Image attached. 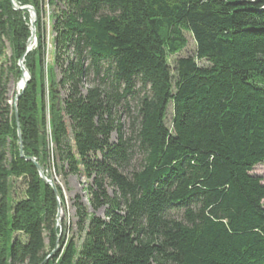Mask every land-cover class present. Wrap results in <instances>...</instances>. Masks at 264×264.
<instances>
[{
	"label": "trees",
	"instance_id": "trees-1",
	"mask_svg": "<svg viewBox=\"0 0 264 264\" xmlns=\"http://www.w3.org/2000/svg\"><path fill=\"white\" fill-rule=\"evenodd\" d=\"M12 2L51 10L50 141L40 29L18 119L9 104L31 38ZM27 158L91 181L72 237ZM260 165L264 0H0V264H264Z\"/></svg>",
	"mask_w": 264,
	"mask_h": 264
},
{
	"label": "rangeland",
	"instance_id": "rangeland-1",
	"mask_svg": "<svg viewBox=\"0 0 264 264\" xmlns=\"http://www.w3.org/2000/svg\"><path fill=\"white\" fill-rule=\"evenodd\" d=\"M34 9L36 12V17H35V40L30 44V46H27V54L35 52L36 50H39V38H38V30L40 29L41 33L42 31L44 32V37H45V67H44V75H45V80H46V92H45V100H44V109H45V114H46V123H47V135L49 141L51 140V127H50V108H51V99L52 96L50 94V78L51 74L53 75H59L57 70H54L50 74V70L53 67L54 64V49L52 46V39H53V32H52V22H51V10L49 7L45 6L43 9V12L41 14L38 13V11L33 8L32 6H28ZM28 13V12H27ZM29 14V13H28ZM29 27L31 31V20H30V14H29ZM32 36V33H31ZM186 37L188 40V46L185 49V51L180 54L178 57H174L171 59V64L172 68L174 69L176 60L182 57H193L196 54V43L194 38L192 37L191 34L186 33ZM30 40V39H29ZM29 50V51H28ZM26 54V56H27ZM5 55L7 56V60L11 58V48L6 43L5 45ZM26 56L24 59V66L26 67L27 72L29 73L31 77V73L27 67L26 64ZM19 63V61H18ZM18 66L19 71L21 72V76L18 78L11 77L8 85V97H9V104L14 108V101H15V96L16 93L18 92V86L20 85L23 80H27V76H23V73ZM31 80V78H30ZM29 80V82H30ZM28 82V83H29ZM22 94V91H20ZM43 105V104H42ZM41 105V106H42ZM116 135L112 136V142H116ZM51 149V145H50ZM44 169L49 170V165H46L45 167L42 166ZM252 175L259 177L263 181L264 185V165L257 166L252 173ZM49 180H51L54 183V187L57 189L60 188L64 197V205L62 204V214H61V222L60 225L57 226L59 230V238L62 237V235L65 233L64 228H66V239L72 237L76 233V223H77V218H76V211L75 208L73 207V201L76 197L80 198L81 203L85 205V207L88 209V212L90 214H93L94 211L92 210L89 199L90 196L88 194V187L91 185V181L86 179L83 175L79 176H71L66 183L62 182L59 176L55 175L54 170H49ZM15 193L16 196L15 198H22L23 197V192H24V186L22 185L21 181H18L15 184ZM110 194H112V190L109 189ZM61 202V200H60ZM264 204V202H263ZM96 215L98 217H103L104 215V210H99L96 212ZM56 221H57V216H56ZM66 226V227H65ZM46 245H48V239H46Z\"/></svg>",
	"mask_w": 264,
	"mask_h": 264
},
{
	"label": "water",
	"instance_id": "water-1",
	"mask_svg": "<svg viewBox=\"0 0 264 264\" xmlns=\"http://www.w3.org/2000/svg\"><path fill=\"white\" fill-rule=\"evenodd\" d=\"M12 5H13V8L14 10L16 11H25V12H28L30 14V20H31V33H32V36L30 38V40L28 41L27 43V46H30V44L35 40L36 36H35V26H34V23H35V17H36V12L34 11V9H32L31 7H28V6H25V7H18L16 5L15 2H12ZM29 51V50H28ZM27 54V53H26ZM26 54L19 60V67L23 73V76H27L28 79L26 80H23L24 81V84H23V88H22V93L24 92V90L27 88L28 86V82L30 80V75L29 73L27 72L26 70V67L24 66V59H25V56ZM21 96V92H17L16 93V96H15V101H14V111H15V115H16V118L18 119L17 115H18V104H19V98ZM18 122V121H17ZM18 124V137H19V140H20V155L21 157H23V145H22V136H21V131H20V127H19V123ZM28 161H31V162H35V159L33 158H27ZM36 166L38 168V171H39V174H40V178L48 185H50L54 192L56 193L57 195V200H58V212H57V226L60 225V222H61V214H62V204L60 202V199L58 197V192H57V189L54 187V183L48 179L49 177V170L48 169H44L42 166H40L38 163H36Z\"/></svg>",
	"mask_w": 264,
	"mask_h": 264
},
{
	"label": "bare ground",
	"instance_id": "bare-ground-1",
	"mask_svg": "<svg viewBox=\"0 0 264 264\" xmlns=\"http://www.w3.org/2000/svg\"><path fill=\"white\" fill-rule=\"evenodd\" d=\"M23 84H24V81L20 83V85L18 86V91L20 92L23 88Z\"/></svg>",
	"mask_w": 264,
	"mask_h": 264
}]
</instances>
